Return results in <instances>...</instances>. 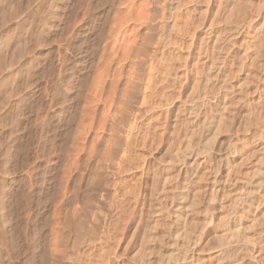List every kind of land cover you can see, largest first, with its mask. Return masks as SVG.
Segmentation results:
<instances>
[{"label": "bare ground", "instance_id": "6f19581e", "mask_svg": "<svg viewBox=\"0 0 264 264\" xmlns=\"http://www.w3.org/2000/svg\"><path fill=\"white\" fill-rule=\"evenodd\" d=\"M102 1L88 113L25 264H264V0Z\"/></svg>", "mask_w": 264, "mask_h": 264}, {"label": "rangeland", "instance_id": "374dc122", "mask_svg": "<svg viewBox=\"0 0 264 264\" xmlns=\"http://www.w3.org/2000/svg\"><path fill=\"white\" fill-rule=\"evenodd\" d=\"M96 1L0 0V264H25L30 251L37 259L35 247L51 239L55 182L67 175L74 121L88 113L104 46Z\"/></svg>", "mask_w": 264, "mask_h": 264}]
</instances>
